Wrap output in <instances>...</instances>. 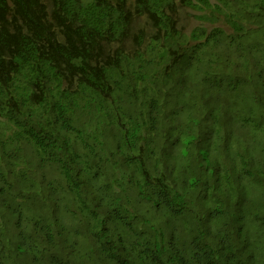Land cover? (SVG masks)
Listing matches in <instances>:
<instances>
[{
    "label": "trees",
    "instance_id": "trees-1",
    "mask_svg": "<svg viewBox=\"0 0 264 264\" xmlns=\"http://www.w3.org/2000/svg\"><path fill=\"white\" fill-rule=\"evenodd\" d=\"M0 264H264V0H0Z\"/></svg>",
    "mask_w": 264,
    "mask_h": 264
}]
</instances>
